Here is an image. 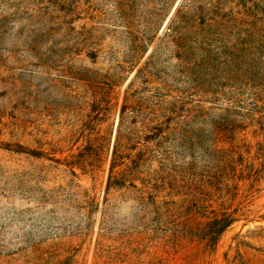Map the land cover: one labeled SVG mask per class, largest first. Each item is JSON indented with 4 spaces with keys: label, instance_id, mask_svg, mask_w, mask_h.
<instances>
[{
    "label": "rangeland",
    "instance_id": "374dc122",
    "mask_svg": "<svg viewBox=\"0 0 264 264\" xmlns=\"http://www.w3.org/2000/svg\"><path fill=\"white\" fill-rule=\"evenodd\" d=\"M263 119L264 0H0V264H264Z\"/></svg>",
    "mask_w": 264,
    "mask_h": 264
},
{
    "label": "trees",
    "instance_id": "16d2710c",
    "mask_svg": "<svg viewBox=\"0 0 264 264\" xmlns=\"http://www.w3.org/2000/svg\"><path fill=\"white\" fill-rule=\"evenodd\" d=\"M179 10L177 11V14ZM125 107L122 109V113L125 112ZM264 120V119H263ZM264 123V121H263ZM121 135L117 134V139L114 145L112 153V161L110 165L108 180H107V191L113 189L123 188L126 185L127 176L126 170L123 166L126 162V159H130L127 156L126 148L121 145ZM231 153L228 155L227 167L228 171L232 173L231 179H236L233 181H238L239 177H246L243 180L246 181H264V144H259L260 149H256L252 144L248 143V146H243L245 152L241 153V148L238 149L235 146H232ZM124 148V149H123ZM239 150V151H238ZM242 180V181H243ZM156 187V186H155ZM155 187L152 189L154 190ZM157 189V188H156ZM235 221L234 212L225 217V222L220 225L218 234H221Z\"/></svg>",
    "mask_w": 264,
    "mask_h": 264
}]
</instances>
